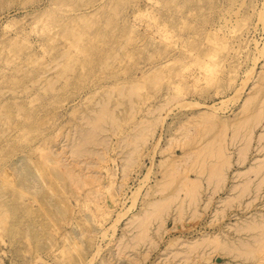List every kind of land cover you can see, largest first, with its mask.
<instances>
[{
  "label": "rangeland",
  "instance_id": "374dc122",
  "mask_svg": "<svg viewBox=\"0 0 264 264\" xmlns=\"http://www.w3.org/2000/svg\"><path fill=\"white\" fill-rule=\"evenodd\" d=\"M0 191V264H264V0H0Z\"/></svg>",
  "mask_w": 264,
  "mask_h": 264
},
{
  "label": "bare ground",
  "instance_id": "6f19581e",
  "mask_svg": "<svg viewBox=\"0 0 264 264\" xmlns=\"http://www.w3.org/2000/svg\"><path fill=\"white\" fill-rule=\"evenodd\" d=\"M133 93H134V92H133ZM129 94H130V93H129ZM131 97H132V96H131ZM125 98H126V97H125ZM127 98H128V97H127ZM129 99H130V98H129ZM250 100H251V99H250ZM248 101H249V100H248ZM247 103H248V102H247ZM248 104H249V103H248ZM102 107H103V105H102ZM103 108H104V107H103ZM104 110H105V109H103V111H104ZM105 111H106V110H105ZM110 112L113 113L112 111H110ZM104 113H105V112H103V113H99V114L101 115V114H104ZM99 114L96 113V115L100 116ZM108 114L110 115V113H108ZM108 114H107V115H108ZM107 115H106V116H107ZM98 116H97V117H98ZM106 116H105V117H106ZM112 116H113V115H112ZM97 117H96V118H97ZM109 117H111V115H110ZM109 117H108V118H109ZM98 118H99V117H98ZM101 118H102V121H103L104 116H101V117H100V120H101ZM108 118H107V119H108ZM258 118H259V117H258ZM262 118H263V116H262ZM94 119H95V117H94ZM107 119H106V120H107ZM110 119H112V118H110ZM91 120H92V118L90 119V122H91ZM100 120H99V121H100ZM104 120H105V119H104ZM112 120H113V119H112ZM250 120H251V119H250ZM255 120H257V119H255ZM259 120H260V119H259ZM88 121H89V120H88ZM92 121H94V120H92ZM96 121H97V120H96ZM102 121H101V122H102ZM87 123H89V122H87ZM91 123H92V122H91ZM94 123H95V122H94ZM97 123H98V122H97ZM92 124H93V123H92ZM88 125H89V124H88ZM94 125H95V124H94ZM89 126H90V125H89ZM90 127H91V126H90ZM96 127H97V126H96ZM97 128H98V127H97ZM94 129H95V127H94ZM90 130H91V128H90ZM91 131H92V130H91ZM94 131H95V130H94ZM84 133H85V131H84ZM90 133H91V132H90ZM86 134H87V132H86ZM88 134H89V133H88ZM94 134H95V133H94ZM81 135H82V134H81ZM89 136H91V135H89ZM234 137H235V136H234ZM237 137H238V136H237ZM238 138H239V137H238ZM244 139H245V138H244ZM247 139H248V138H247ZM83 140H84V139H83ZM3 142H4V141H3ZM245 143H246V142H245ZM210 144H211V143H210ZM212 144H213V143H212ZM247 144H248V143H247ZM213 146H214V145H213ZM205 147H206V146H205ZM215 147H216V146H215ZM243 148H244V147H243ZM73 149H74V148H73ZM220 150H222V149H220ZM220 150H219V151H220ZM210 151H211V150H210ZM73 152H75V151H73ZM73 152H72V153H73ZM203 152H204V151H203ZM216 152H217V151H216ZM220 152H221V151H220ZM240 152H241V151H240ZM72 153H71V154H72ZM76 153H77V152H76ZM79 153H80V152H79ZM79 153H77V154L79 155ZM217 153H218V152H217ZM217 153H216V154H217ZM223 153H224V152H223ZM198 154H199V153H198ZM202 154H203V153H202ZM241 154H242V153H241ZM245 154H246V152H245ZM206 156H207V155H206ZM217 156H218V155H217ZM208 157H209V156H208ZM221 157H222V156H221ZM197 158H199V157H197ZM210 158H212V157H210ZM239 158H240V157H239ZM204 160H205V159H204ZM197 161H198V160H197ZM201 161H203V160H201ZM243 161H244V160H243ZM195 163H197V162H195ZM195 163H194V164H195ZM201 163H202V162H200V164H201ZM228 163H229V162H228ZM204 164H205V163H204ZM226 164H227V162H226ZM196 165H197V164H196ZM201 165H202V167H203V163H202ZM210 165H211V164H210ZM218 165H219V163H218ZM228 165H229V164H228ZM213 166H214V164H213ZM215 166H217V165H215ZM215 166H214V167H215ZM220 166H221V165H220ZM220 166H217V167H220ZM222 166H223V165H222ZM229 166H230V165H229ZM229 166H228V167H229ZM257 166H258V165H257ZM204 167H205V166H204ZM199 168H200V167H199ZM210 168L213 169L211 166H210ZM211 169H210V170H211ZM221 169H222V168H221ZM216 170L219 171L218 168H217ZM259 170H262V168L259 169ZM197 171H198V170H197ZM200 171H202V170L200 169ZM202 172H204V171H202ZM214 172H215V171H214ZM216 172H217V171H216ZM253 172H254V171H253ZM209 173H210V171H209ZM212 173H213V171H212ZM217 173H218V172H217ZM221 173H222V172H220L219 175H221ZM240 174H241V173H240ZM201 175H202V174H201ZM242 175H243V174H242ZM221 176H222V175H221ZM210 177H212V176H210ZM219 177H220V176H219ZM219 177H217V178H219ZM23 178L25 179L26 177H23ZM208 178H209V177H208ZM215 178H216V177H215ZM205 179H206V178H205ZM185 180H187V179H185ZM216 180H217V179H216ZM24 181H25V180H23V182H24ZM220 181H221V180H220ZM222 181H223V180H222ZM186 182H187V181H186ZM193 182H194V181H193ZM218 182H219V181H218ZM20 183H21V182H20ZM20 183L18 184V186L20 185ZM190 183H192V182H190ZM25 184H26V182H25ZM246 184H247V183H246ZM2 185H4V183H3ZM183 185H184V184H183ZM190 185H191V184H190ZM6 186H7V185H6ZM8 186H9V185H8ZM16 186H17V185H16ZM20 186H21V185H20ZM25 186H26V185H25ZM10 187H11V186H10ZM238 187H239V186H238ZM1 188H2V187H1ZM3 188H4V187H3ZM7 188H8V187H7ZM17 188H19V187H17ZM21 188H22V187H21ZM26 188H27V186H26ZM26 188H25V189H26ZM183 188H184V187H183ZM25 189H24V190H25ZM236 189H237V188H236ZM246 189H247V188H246ZM21 190H22V189H21ZM14 191H15V190H14ZM233 191H234V190H233ZM243 191H244V190H243ZM243 191H242V192H243ZM245 191H246V190H245ZM0 192H1V191H0ZM15 192H18V191H15ZM21 192H23V193L20 194V195L22 196L21 198H23V197L25 196V195H24V191H21ZM25 192H26V191H25ZM245 193H246V192H245ZM15 194H17V193H15ZM25 194H26V193H25ZM191 194H192V193H191ZM192 195H193V194H192ZM3 196H4V195H3ZM17 196H18V195H17ZM236 196H237V195H236ZM239 196H240V195H239ZM5 197H6V196H5ZM240 197H241V196H240ZM240 197H239V198H240ZM19 198H20V197H19ZM19 198H16V201H18ZM239 198H238V199H239ZM6 199H7V198H6ZM177 199H178V198H177ZM190 199H191V198H190ZM192 199H193V198H192ZM192 199H191V201H192ZM0 200H1V199H0ZM2 200L6 201V200L4 199V197H3ZM21 200H22V199H21ZM21 200H20V201H21ZM234 200H235V199H234ZM172 201H173V200H172ZM193 201H195V199H193ZM229 201H231V199H230ZM255 201H256V200H255ZM189 202H190V201H189ZM195 202H197V201H195ZM181 204H182V203H181ZM250 204H251V203H250ZM1 205H2V204L0 203V206H1ZM6 209H8V208H6ZM180 209H181V208H180ZM17 210H18V209H16V211H17ZM24 210H25V209H23V211H24ZM180 211H181V210H180ZM5 212H6V210H5ZM5 212H4V213H5ZM7 212H8V211H7ZM182 212H183V211H182ZM6 214H7V213H6ZM26 214H27V213H26ZM30 214H31V213H29V215H30ZM257 214H258V213H257ZM4 215H5V214H4ZM179 215H180V214H179ZM261 215H262V214H261ZM254 216H255V215H254ZM257 216H258V215H257ZM0 217H1V216H0ZM3 217H4V216H3ZM5 218H6V217H5ZM262 219H263V218H262ZM262 219H261V220H262ZM3 220H4V219H3ZM5 221H6V220H5ZM256 221H257V220H256ZM1 222H2V221H1ZM3 222H4V221H3ZM3 222H2V225H3ZM261 222H263V221H261ZM4 226H5V225H4ZM11 226H12V225H11ZM257 226H259V225H257ZM1 227H3V226H1ZM245 228H246V227H245ZM249 228H250V227H249ZM255 228H256V227H255ZM258 228H260V227H258ZM252 229H253V228H252ZM257 230H258V229H257ZM259 230H261V229H259ZM248 231H249V230H248ZM251 231H252V230H251ZM253 231H254V230H253ZM10 232H11V231H9V233H10ZM146 232H147V231H146ZM146 232H145V233H146ZM12 233H13V232H12ZM12 233H11V234H12ZM13 235H14V234H13ZM145 235H146V234H145ZM202 241H203V240H202ZM195 242H196V241H195ZM204 243H205V242H204ZM196 244H197V243H196ZM199 244H200V243H199ZM200 245H201V244H200ZM189 247H190V246H189ZM255 250H256V252H257V249H254L252 252H255ZM241 252H242V251H241ZM244 253H245V254H244ZM244 253H243V255L245 256L247 253H246V252H244ZM250 253H251V252H250ZM253 254H256V255H257V253H253ZM238 255H239V254H238ZM250 256H254V255L250 254L249 257H250ZM210 258H211V257H210ZM251 258H253V257H251ZM247 259H248V257H247ZM256 259H257V258H256ZM256 259H255V260H256ZM65 260H66V259H65Z\"/></svg>",
  "mask_w": 264,
  "mask_h": 264
}]
</instances>
